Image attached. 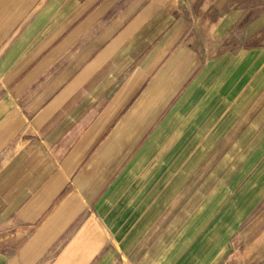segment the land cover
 <instances>
[{
    "label": "crops",
    "instance_id": "0c3cea01",
    "mask_svg": "<svg viewBox=\"0 0 264 264\" xmlns=\"http://www.w3.org/2000/svg\"><path fill=\"white\" fill-rule=\"evenodd\" d=\"M263 214L264 0H0V264H264Z\"/></svg>",
    "mask_w": 264,
    "mask_h": 264
},
{
    "label": "rangeland",
    "instance_id": "374dc122",
    "mask_svg": "<svg viewBox=\"0 0 264 264\" xmlns=\"http://www.w3.org/2000/svg\"><path fill=\"white\" fill-rule=\"evenodd\" d=\"M248 184H249V186H251L250 184V182L248 181ZM223 186H225V185H222V183H221V181H219V183H217L216 185H215V187H223ZM254 187V186H253ZM216 199H218V200H220V201H222L223 202V200L224 199H227V198H229V197H224V196H218V197H215ZM239 197H235V196H233V197H231V200L232 201H234V199H238ZM222 202H221V204H222ZM235 209H236V211H234L233 212V217H235V221H237L238 222V216H239V208L238 207H235ZM217 214L218 213H216V215H215V217L217 216ZM263 216H264V214H263ZM262 218V216L260 217V218H258V222L260 221V219ZM264 235V234H263ZM238 253H241V252H238ZM238 253H235L233 256H232V259H231V262H230V264H242L243 263V261H244V259H241L240 258V255L241 254H238ZM258 257H259V255H258ZM257 257V258H258ZM256 258V259H257ZM255 259V260H256ZM254 263V262H253ZM252 263V264H253Z\"/></svg>",
    "mask_w": 264,
    "mask_h": 264
}]
</instances>
